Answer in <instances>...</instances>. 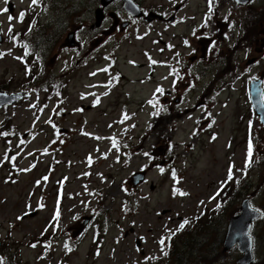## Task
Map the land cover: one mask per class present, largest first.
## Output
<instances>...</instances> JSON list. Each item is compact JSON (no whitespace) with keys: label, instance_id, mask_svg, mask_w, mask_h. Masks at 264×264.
Masks as SVG:
<instances>
[{"label":"rangeland","instance_id":"374dc122","mask_svg":"<svg viewBox=\"0 0 264 264\" xmlns=\"http://www.w3.org/2000/svg\"><path fill=\"white\" fill-rule=\"evenodd\" d=\"M136 1L176 20H134L116 2L90 31L99 0H0V90L31 91L0 110V264H236L237 249L211 248L249 196L264 264V127L249 96L264 74V0ZM111 14L131 25L109 33Z\"/></svg>","mask_w":264,"mask_h":264},{"label":"water","instance_id":"95a60500","mask_svg":"<svg viewBox=\"0 0 264 264\" xmlns=\"http://www.w3.org/2000/svg\"><path fill=\"white\" fill-rule=\"evenodd\" d=\"M116 1H122L123 3V9L130 14L133 18H141L144 16L143 12L141 11L139 5L134 0H99L100 6L95 11V23L91 26V31H94L98 28H100L103 24V21L105 19V11L104 9L109 7L111 4H113ZM252 0H235L239 5L245 6ZM9 11L13 12V4L9 3ZM114 16V14L112 15ZM162 20L163 17L159 16L158 14L154 12H150L146 17L145 21L150 23L154 20ZM172 21V19H171ZM129 22H125L122 25V29H125L127 26H129ZM114 25L110 32H113L115 29ZM1 31V28H0ZM3 42V37L0 33V43ZM68 46L75 47L77 45L75 41L74 34H70L67 38ZM263 79L259 80H253L251 82V101L253 108L255 110V113L258 117L264 116V101L261 99V93H263ZM0 110L15 105L16 103L20 102L24 97L29 95V92H18V93H8L5 91H0ZM261 122L264 124V120L261 119ZM146 180V172H138L135 173L132 177V185L134 187L139 186L140 184L144 183ZM251 206L250 199H245L240 207L239 214L232 217L229 221L228 227H227V233L224 238L223 242V248L224 252H230L233 249L237 248L240 254L242 255L236 262V264H253L254 263V254H253V238L250 236L252 224L255 220L260 218L261 213L259 211H255ZM169 211H164L162 214H166ZM91 218H87L84 226L79 230L81 232L84 227L87 226V224L90 222ZM137 247H140V243H137Z\"/></svg>","mask_w":264,"mask_h":264},{"label":"trees","instance_id":"16d2710c","mask_svg":"<svg viewBox=\"0 0 264 264\" xmlns=\"http://www.w3.org/2000/svg\"><path fill=\"white\" fill-rule=\"evenodd\" d=\"M249 20H250V22H251V25L253 26L255 23H256V20H260V13H258V14H256V15H251L250 16V18H249ZM253 33H257V29H255V31L254 32H252V33H247V35L249 34V35H251V34H253ZM27 48L28 47H25V50H27ZM31 52H32V49L29 47L28 48ZM40 63V62H39ZM35 70V68L34 67H31V69H30V71H31V74H32V71H34ZM32 75H34V74H32ZM43 78H40V79H34L35 81V85L37 86V88L40 90V92H42L43 90H47L48 91V89H47V87H46V84L47 83H45L43 80H42ZM54 83H56V82H54L53 80L51 81V83L50 84H48L47 86H49V85H51V84H54ZM56 94H60V92H58V93H56ZM7 130H6V128L5 127H3V128H0V134L1 135H3V137H8V134H7V132H6ZM11 136H14V134H12V135H10L9 137H11ZM8 141L10 140V139H7ZM225 192H226V189L224 190ZM224 196H225V193H223L222 195H221V198H220V206L218 207V209H217V212H220L221 213V217L219 218V220H222V217H223V208H225L224 209V211L226 210V208H228L229 206H226L225 204H224V202H226V200L224 199ZM215 214H213V215H211V216H209V217H212V216H214ZM215 221H216V219H215ZM215 223V222H214ZM214 223H213V225H214ZM203 226H204V223H203ZM202 226V228H204ZM224 231H225V227H223L220 231H219V240H221V238H222V236H223V233H224ZM221 242V241H220ZM220 242L218 241V243L216 244V245H214L211 249H213V251H214V254H216V253H219V251H222L223 250V248L221 247V245H220ZM1 248H3V242L0 240V250H2ZM213 254V255H214ZM177 260V259H176ZM182 260V259H181ZM173 260L171 261V262H169V264H173Z\"/></svg>","mask_w":264,"mask_h":264},{"label":"snow or ice","instance_id":"6c2138e0","mask_svg":"<svg viewBox=\"0 0 264 264\" xmlns=\"http://www.w3.org/2000/svg\"><path fill=\"white\" fill-rule=\"evenodd\" d=\"M5 3H7V0H5ZM32 3H33V5H36V4L39 3V0H32ZM209 3H210V6H211V0H209ZM3 11H4V12H7L8 9L5 8ZM24 16H25V13H23V12L20 13V16H19V20H20V22H23ZM9 19L11 20L12 17H9ZM9 32H10V33L12 32V29H11V28L9 29ZM25 47H27V46L25 45ZM27 54H28V53H26V55H27ZM152 63H156V61H152ZM104 71H107V69H104ZM157 91L160 92L161 94H163V89H157ZM0 95H4V94H0ZM261 99L264 100V93H261ZM97 102H98V101H97ZM125 118H127V117H125ZM261 119L264 120V116H262ZM114 143H115V142H114ZM145 155H148V154L145 153ZM251 156H252V149H251V143H249L248 160H247V163H246V167H247V166H250L251 163H252ZM161 171H163V169H161ZM173 176H175L174 173H173ZM229 177L231 178V169L229 170ZM218 194H219V193H218ZM179 195L183 196V195H187V193L180 192ZM255 211H258V210H255ZM20 219H22V218H20ZM188 223H189V222H188L187 220H185V221L183 222V224H181V226H180L181 229H182L186 224H188ZM163 243H164V241L161 240V244H163ZM32 247H36V245H32ZM165 254H166V253H165Z\"/></svg>","mask_w":264,"mask_h":264}]
</instances>
